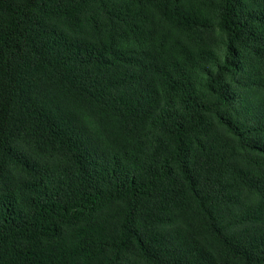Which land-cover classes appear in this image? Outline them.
Returning a JSON list of instances; mask_svg holds the SVG:
<instances>
[{"label": "trees", "instance_id": "trees-1", "mask_svg": "<svg viewBox=\"0 0 264 264\" xmlns=\"http://www.w3.org/2000/svg\"><path fill=\"white\" fill-rule=\"evenodd\" d=\"M0 264H264V0H0Z\"/></svg>", "mask_w": 264, "mask_h": 264}]
</instances>
